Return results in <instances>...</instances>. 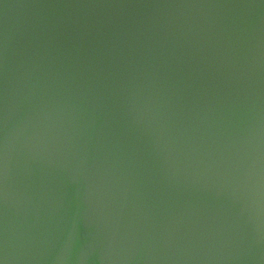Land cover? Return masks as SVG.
<instances>
[{
  "label": "water",
  "instance_id": "1",
  "mask_svg": "<svg viewBox=\"0 0 264 264\" xmlns=\"http://www.w3.org/2000/svg\"><path fill=\"white\" fill-rule=\"evenodd\" d=\"M0 264H264V0H0Z\"/></svg>",
  "mask_w": 264,
  "mask_h": 264
}]
</instances>
